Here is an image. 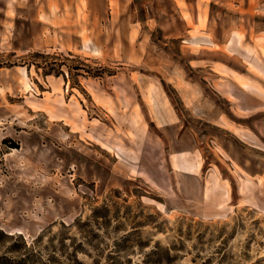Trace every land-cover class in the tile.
<instances>
[{
  "label": "rangeland",
  "instance_id": "374dc122",
  "mask_svg": "<svg viewBox=\"0 0 264 264\" xmlns=\"http://www.w3.org/2000/svg\"><path fill=\"white\" fill-rule=\"evenodd\" d=\"M0 264H264V0H0Z\"/></svg>",
  "mask_w": 264,
  "mask_h": 264
}]
</instances>
